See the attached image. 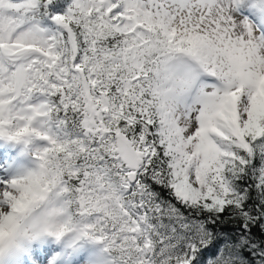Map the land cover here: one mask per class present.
<instances>
[{
    "label": "snow or ice",
    "instance_id": "snow-or-ice-1",
    "mask_svg": "<svg viewBox=\"0 0 264 264\" xmlns=\"http://www.w3.org/2000/svg\"><path fill=\"white\" fill-rule=\"evenodd\" d=\"M0 140V258L264 264V0H0Z\"/></svg>",
    "mask_w": 264,
    "mask_h": 264
},
{
    "label": "rangeland",
    "instance_id": "rangeland-1",
    "mask_svg": "<svg viewBox=\"0 0 264 264\" xmlns=\"http://www.w3.org/2000/svg\"><path fill=\"white\" fill-rule=\"evenodd\" d=\"M0 142H4L0 140ZM5 143V142H4ZM8 148L2 147L0 145V169L6 171L5 175L0 174V179L7 177L8 179L16 178L20 175L26 174L28 171L35 170L37 167V162L35 157L31 155V148H26L23 144H8L5 143ZM37 145L43 146L44 142L37 141ZM17 165L16 173L13 174L11 169L15 168ZM53 246H58L55 238L47 237L41 240L25 242L23 245V251L16 252L25 256V258L17 257L16 254H8L3 258H0V264H28L35 261L32 253H40L43 256L42 249L50 248ZM101 244L92 243L88 241L81 242V247L73 255L68 252L61 255L65 259V264H92V258L99 253ZM14 256V258H12Z\"/></svg>",
    "mask_w": 264,
    "mask_h": 264
},
{
    "label": "bare ground",
    "instance_id": "bare-ground-1",
    "mask_svg": "<svg viewBox=\"0 0 264 264\" xmlns=\"http://www.w3.org/2000/svg\"><path fill=\"white\" fill-rule=\"evenodd\" d=\"M0 145L2 146V147H6V148H8V146L4 143V142H0ZM15 166V168H13V169H11L10 171H12L13 172V174L15 175V171H16V168H17V165H14ZM0 174L1 175H5L6 174V171H2V169H0ZM62 252L63 253H66V251H63L62 250ZM15 254H16V258L17 257H21V258H25V256L24 255H22V254H19V253H16L15 252ZM12 258H14V256H12ZM18 259V258H17ZM32 264H36V262H32Z\"/></svg>",
    "mask_w": 264,
    "mask_h": 264
},
{
    "label": "trees",
    "instance_id": "trees-1",
    "mask_svg": "<svg viewBox=\"0 0 264 264\" xmlns=\"http://www.w3.org/2000/svg\"><path fill=\"white\" fill-rule=\"evenodd\" d=\"M102 246V245H101Z\"/></svg>",
    "mask_w": 264,
    "mask_h": 264
}]
</instances>
